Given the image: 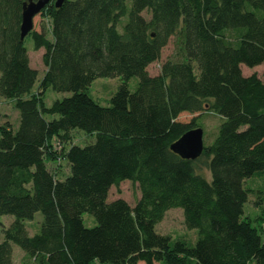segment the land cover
Returning a JSON list of instances; mask_svg holds the SVG:
<instances>
[{"label": "trees", "instance_id": "16d2710c", "mask_svg": "<svg viewBox=\"0 0 264 264\" xmlns=\"http://www.w3.org/2000/svg\"><path fill=\"white\" fill-rule=\"evenodd\" d=\"M23 2L0 0V94L19 111L16 128L0 125V214L14 215L0 264H13L12 243L38 264H264V237L243 215L245 179L264 173V79L241 69L264 66V0H50L41 9L50 36L27 34L44 49L35 90ZM171 36L174 56L151 74ZM115 75L108 104L93 99L91 81ZM48 88L70 94L46 105ZM204 111L222 116L217 132L199 156L182 157L170 144ZM73 128L94 140L66 146ZM57 157L68 164L62 177L48 165ZM123 179L138 184L133 205L107 199ZM172 206L197 228L193 245L156 230ZM36 211L40 229L29 234Z\"/></svg>", "mask_w": 264, "mask_h": 264}, {"label": "rangeland", "instance_id": "374dc122", "mask_svg": "<svg viewBox=\"0 0 264 264\" xmlns=\"http://www.w3.org/2000/svg\"><path fill=\"white\" fill-rule=\"evenodd\" d=\"M145 14L146 16H149L148 13ZM49 25V17L46 14L43 15L41 10L34 15L33 28L40 30L42 27H44L50 36L48 29ZM175 39V36H171L168 42L162 47L159 59L148 64L147 69L151 74H155L159 71L162 60L167 57L174 56L177 50ZM25 45L27 47L30 65L38 70L37 79L32 88L35 90L39 79L46 68L42 61V53L44 49L43 47L34 49L33 40L30 35H26ZM241 69L246 75L256 72L264 79L263 64H257L254 66L241 64ZM137 81V75L131 76L127 81L129 89L133 90L137 84ZM120 82L121 78L117 75L99 76L91 81L88 91L93 99L103 105H106L109 102L110 96L118 89ZM68 94H70L68 91H56L48 88L44 95L45 104L50 105L54 99L61 98L62 96ZM191 116L192 114L189 112H182L179 115V118L182 120H189ZM18 119L19 111L14 106L13 99L0 94V125H4L8 122L12 129H14L18 125ZM198 119L203 128V142L208 144L213 140L217 132L218 125L222 121V116L212 111H204ZM70 135L71 138L66 142V146H68L70 143L84 145L86 143L92 142L95 137L94 134H90L89 132L80 128H73ZM55 145L59 146L60 144H58V141H56ZM48 165L50 169L56 171L57 176L62 177L68 172V164L62 157H57L54 160L48 161ZM201 171H203L205 175L210 178V172L206 167H202ZM245 182L246 186L249 187V192L247 200L243 204V215H246L251 220L252 224L255 225L259 230L261 236L264 237V201L260 200V198L264 197V173L254 177H247ZM139 196L140 190L137 182H134L130 179H123L118 185L110 186L107 199L110 200L116 197H123L131 205H133ZM13 218V214H0V239L3 238L2 228L7 226ZM41 221V211H36L32 219L25 220V226L27 227L29 234H33L40 229ZM83 221L86 225H94L96 223L95 217L88 212L83 213ZM155 228L158 232L170 234L173 239H182L189 245H193L196 242L198 236L197 228H189L185 225L183 219V210L180 206H172L168 208L165 211L163 217L156 223ZM12 259L13 264H38L36 261H34V259L29 258L23 249L16 243H12ZM159 263L166 264L162 261ZM140 264L144 263L140 262Z\"/></svg>", "mask_w": 264, "mask_h": 264}, {"label": "water", "instance_id": "95a60500", "mask_svg": "<svg viewBox=\"0 0 264 264\" xmlns=\"http://www.w3.org/2000/svg\"><path fill=\"white\" fill-rule=\"evenodd\" d=\"M50 0H24L21 12L20 38L23 39L33 28V17ZM63 0H53L55 6ZM203 128L194 126L184 131L170 144V148L185 158H196L203 150Z\"/></svg>", "mask_w": 264, "mask_h": 264}]
</instances>
